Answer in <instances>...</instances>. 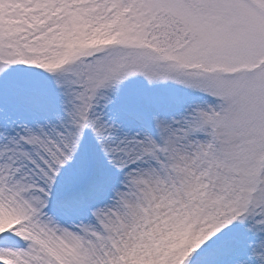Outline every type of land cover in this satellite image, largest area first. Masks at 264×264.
<instances>
[{"label":"rangeland","instance_id":"rangeland-1","mask_svg":"<svg viewBox=\"0 0 264 264\" xmlns=\"http://www.w3.org/2000/svg\"><path fill=\"white\" fill-rule=\"evenodd\" d=\"M0 224V264H264V0H0Z\"/></svg>","mask_w":264,"mask_h":264},{"label":"trees","instance_id":"trees-1","mask_svg":"<svg viewBox=\"0 0 264 264\" xmlns=\"http://www.w3.org/2000/svg\"><path fill=\"white\" fill-rule=\"evenodd\" d=\"M64 17V16H63ZM73 34H72V38L70 37V31L68 29V25H67V22L64 23V30L65 32L67 33V37L65 38V45H66V48L69 49V53L71 55H69V57L72 59V61H82V60H86L87 56L84 54H78L76 51L73 50V53H71V49H75L76 47V44H83V38L80 39V33L78 30H76L75 27H73ZM86 50V49H85ZM70 63L69 66L72 65V63ZM26 70H29V69H26ZM50 74H54V73H50ZM30 76H36L37 78L39 79H42V76H43V72L39 71V70H35V69H31L30 70V73L27 74V75H24L25 78H28ZM195 217L191 216V218L189 219V224L193 227V225H195ZM191 227V228H192ZM8 235V232H7V229L5 227H3V225L0 224V238L4 237ZM27 239V238H26ZM30 240V239H27V241ZM28 242H23V245L25 247H23L24 249H26L28 247Z\"/></svg>","mask_w":264,"mask_h":264}]
</instances>
